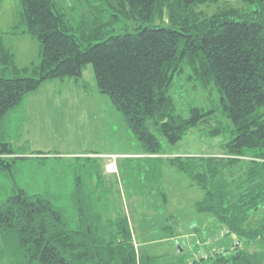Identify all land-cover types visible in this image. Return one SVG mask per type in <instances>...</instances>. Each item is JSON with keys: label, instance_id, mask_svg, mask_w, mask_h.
Returning <instances> with one entry per match:
<instances>
[{"label": "trees", "instance_id": "trees-1", "mask_svg": "<svg viewBox=\"0 0 264 264\" xmlns=\"http://www.w3.org/2000/svg\"><path fill=\"white\" fill-rule=\"evenodd\" d=\"M210 1L75 0L69 15L56 0H18L11 31L0 34V175L8 182H0V264H163L139 255L126 218L106 223L95 210L83 175L97 170L95 162L82 163L73 183L56 189L29 192L14 179L16 160L29 158L15 151L28 95L45 81L79 79L89 64L98 92L109 97L144 155L134 167L148 166L146 178L158 187L161 144L153 131L170 145L196 128L211 138L230 135L220 157L167 162L203 191L194 208L212 215L217 232L256 246L250 252L237 243L231 255L221 251L208 260L264 264V214L257 226L248 223L264 212V0H241L245 7L210 16L196 11ZM120 15L146 26L109 35L106 26ZM166 15L168 24H156ZM22 35L38 43V61L28 67H19L7 47L9 37ZM185 68L187 80L216 90L217 107L177 112L170 91ZM34 155L41 162L47 157ZM94 180V187L101 184L100 176ZM159 195L166 201L164 192ZM164 229L174 237L171 227Z\"/></svg>", "mask_w": 264, "mask_h": 264}, {"label": "rangeland", "instance_id": "rangeland-1", "mask_svg": "<svg viewBox=\"0 0 264 264\" xmlns=\"http://www.w3.org/2000/svg\"><path fill=\"white\" fill-rule=\"evenodd\" d=\"M56 1L69 15L73 14L70 7L75 0ZM18 7V0L0 2V34L11 31ZM243 7L241 0H212L196 6V11L210 16L223 9ZM245 9L250 11L251 8ZM119 17L113 25L106 26L109 35L146 26L140 21L126 20L123 15ZM163 23H169L167 15L156 20V24ZM7 42L19 67H28L38 61V43L28 35L9 37ZM188 74L189 69L185 68L181 76L175 77L170 91L177 112L187 116L192 106L217 107L216 90L203 89L200 84L187 80ZM27 110L29 120L15 148L18 154L29 157L17 159L14 166L17 171L13 176L20 188L38 192L69 186L73 183V173L82 171L79 167L82 163L89 166L95 162L97 170L83 173L92 201L96 203L94 208L106 223L115 217L126 218L139 255L155 256L163 264H212L208 258L221 251L231 255L237 243L239 249L250 252L256 249L235 235L217 232L212 215L199 213L194 208L195 202L202 199L203 191L191 185L184 173L167 162L175 156L220 157L222 144L229 140L228 133L211 138L196 128L177 144L170 145L153 131L161 144L159 157L163 178L158 187L155 181L146 178L148 166L141 170L134 167L144 155H139L138 143L109 97L98 92L92 65H87L77 80L64 78L43 82L28 95ZM220 119L224 127L230 125L225 118ZM35 152L47 153V157L41 162L35 159ZM111 154L120 156L118 177L104 171V156ZM97 176L101 177V184L94 187L93 180L97 181ZM2 177L0 175V182L8 186ZM159 192L165 193L166 201L161 200ZM263 214L262 210L252 215L249 226H257ZM166 226L172 228L174 237H169V231L164 229Z\"/></svg>", "mask_w": 264, "mask_h": 264}, {"label": "built area", "instance_id": "built-area-1", "mask_svg": "<svg viewBox=\"0 0 264 264\" xmlns=\"http://www.w3.org/2000/svg\"><path fill=\"white\" fill-rule=\"evenodd\" d=\"M120 156L111 154L104 156L105 163H104V171L107 174L118 175V159Z\"/></svg>", "mask_w": 264, "mask_h": 264}, {"label": "crops", "instance_id": "crops-1", "mask_svg": "<svg viewBox=\"0 0 264 264\" xmlns=\"http://www.w3.org/2000/svg\"><path fill=\"white\" fill-rule=\"evenodd\" d=\"M25 113H26V122H25L24 125H23L22 133H23V131H24L25 124H26L27 121L29 120V114H28V110H27V105H26V111H25ZM21 137H22V134H21ZM21 137H20V139H21ZM135 246H136V245H135Z\"/></svg>", "mask_w": 264, "mask_h": 264}]
</instances>
